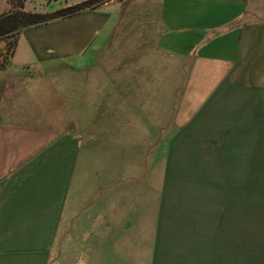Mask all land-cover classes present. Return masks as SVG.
Masks as SVG:
<instances>
[{
    "label": "crops",
    "instance_id": "crops-1",
    "mask_svg": "<svg viewBox=\"0 0 264 264\" xmlns=\"http://www.w3.org/2000/svg\"><path fill=\"white\" fill-rule=\"evenodd\" d=\"M136 252L264 264V0H108L0 65V264Z\"/></svg>",
    "mask_w": 264,
    "mask_h": 264
},
{
    "label": "trees",
    "instance_id": "trees-1",
    "mask_svg": "<svg viewBox=\"0 0 264 264\" xmlns=\"http://www.w3.org/2000/svg\"><path fill=\"white\" fill-rule=\"evenodd\" d=\"M27 0H10L11 9L0 14V41H5L4 49H0V65H3L13 53L21 30L30 26L47 23L51 20L69 17L85 9H94L108 0H82L68 4L69 0H46L64 2L54 11L36 12L25 10Z\"/></svg>",
    "mask_w": 264,
    "mask_h": 264
},
{
    "label": "rangeland",
    "instance_id": "rangeland-1",
    "mask_svg": "<svg viewBox=\"0 0 264 264\" xmlns=\"http://www.w3.org/2000/svg\"><path fill=\"white\" fill-rule=\"evenodd\" d=\"M74 1L76 0H69L67 3H73ZM65 3L64 2H59V1H50V2H47L46 0H27L26 2V9L29 10V11H36V12H47V11H54L58 8H60L61 6H63ZM11 9V3H10V0H0V14L4 13V12H7ZM74 77V76H73ZM62 89V87H60ZM62 91V90H61ZM159 175L154 173L153 171V176L151 178V189H147L146 191H151V206L155 205V201H156V198L158 197L157 195V190H159L157 188V185L159 184V181L158 180L159 178ZM255 179L256 177H248V181H249V187L248 189L249 190H252L256 184L255 182ZM146 198L148 199L149 196L146 192ZM174 207V206H173ZM150 210V211H149ZM177 211V207H174L173 208V212L174 211ZM149 211V212H148ZM172 212V213H173ZM171 213V215H172ZM146 222H145V227H144V230L141 231V235H139V237L136 238V240H139L140 241H144V245H148L151 240H152V234H153V230H154V219H155V213H154V209L152 208H148L146 209ZM143 214V215H145ZM221 218H222V215H221ZM222 220V219H221ZM174 224H172V221L168 224V228L170 226L171 229H173V232H180V237L182 238V235H185V231L181 230L182 228H176L174 229V227L172 226ZM187 227V226H186ZM185 229V228H184ZM178 232V233H179ZM189 232H190V228H189ZM185 239L189 238L188 241L190 242L191 240V233L185 235L184 237ZM138 251V249H137ZM145 251V250H143ZM136 262L135 264H149L150 261L147 259L146 261H142V258L141 257H144L143 253H140V252H136Z\"/></svg>",
    "mask_w": 264,
    "mask_h": 264
}]
</instances>
